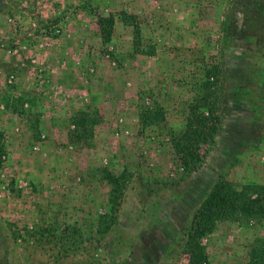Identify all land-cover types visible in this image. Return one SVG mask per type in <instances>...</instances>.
<instances>
[{"label": "rangeland", "instance_id": "1", "mask_svg": "<svg viewBox=\"0 0 264 264\" xmlns=\"http://www.w3.org/2000/svg\"><path fill=\"white\" fill-rule=\"evenodd\" d=\"M124 3L0 0V264H188L221 185L210 264L264 249V0H164L160 29ZM216 116L187 171L177 143Z\"/></svg>", "mask_w": 264, "mask_h": 264}, {"label": "trees", "instance_id": "2", "mask_svg": "<svg viewBox=\"0 0 264 264\" xmlns=\"http://www.w3.org/2000/svg\"><path fill=\"white\" fill-rule=\"evenodd\" d=\"M114 22L115 18L112 15L109 17L98 16V23L104 41H108L111 38ZM215 120L202 125L201 129L190 127L184 136V140L177 143L179 157L187 171L197 168L202 160L203 155L200 152V145L204 146L213 143L219 129L217 121L219 117L216 116ZM237 199H239L238 193L230 191L226 185H221L210 195L207 204L197 213L193 220L188 234L185 244L189 257L188 264H210L205 247L201 243V238L207 232L212 231L218 214L227 213L228 208L236 207ZM256 208L263 210L264 213V204H258ZM252 255V259L248 264H264V249L253 251Z\"/></svg>", "mask_w": 264, "mask_h": 264}, {"label": "crops", "instance_id": "3", "mask_svg": "<svg viewBox=\"0 0 264 264\" xmlns=\"http://www.w3.org/2000/svg\"><path fill=\"white\" fill-rule=\"evenodd\" d=\"M123 9L128 13H136L139 17H143V24L147 27L152 26L156 29H160L161 19L164 18L161 4L164 0H123ZM160 11V12H159ZM98 28L100 26L98 19H95ZM94 23V22H93ZM131 26L126 24L123 20H118L116 18L115 29L113 33V39L115 41H121L122 35L126 32H129ZM97 37L102 38L101 32L98 33Z\"/></svg>", "mask_w": 264, "mask_h": 264}]
</instances>
